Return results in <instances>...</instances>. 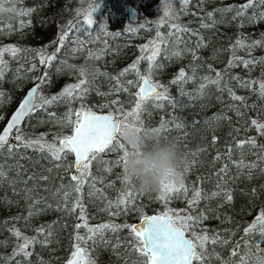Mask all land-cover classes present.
Here are the masks:
<instances>
[{
    "label": "trees",
    "instance_id": "obj_1",
    "mask_svg": "<svg viewBox=\"0 0 264 264\" xmlns=\"http://www.w3.org/2000/svg\"><path fill=\"white\" fill-rule=\"evenodd\" d=\"M95 1L3 0L0 4L3 8L0 12V50L15 47L21 51L15 57L9 52L3 55L6 67L0 79V93H3L0 116L3 119L7 116L18 100V93L28 83L39 81V102V98L58 96L66 86L79 82L78 73L63 70L66 62L94 64L96 75L87 79L83 85L86 92L82 96L69 98L70 102L57 101L51 106L37 108L20 128L25 137H43L49 143L56 140L58 145L57 137L70 135L75 127L76 112L93 109L113 113V105L119 104L127 112L135 106L134 91L140 78L135 71L125 72V69H130L139 60L140 76L148 75L146 57L151 55L155 43L160 52L155 58L151 78L167 88L170 100L149 99L142 106L140 117L147 129L159 128L166 122L167 128L161 130L160 135L174 137L182 147L195 150L184 181L188 191L171 193L165 199H161L160 194L137 191L134 185L123 183L122 162L115 163L117 154L106 149L91 162V175L85 180L82 193H72L65 203L62 196L67 188L58 196L54 194L62 184L68 185L70 176L76 172L73 168L66 171L63 166L57 168L55 165L72 164V153L61 161H53L47 153L33 148L21 146L12 154L6 149L0 150V169L4 172L0 179V264H63L69 245L76 242L75 236L82 229L87 232L83 226L85 222L78 219L80 208L69 211L76 195L82 196L89 227L127 225L116 231L106 230L104 241L107 243L99 238L95 243L92 240L85 242L88 256L95 264H143L147 258L133 249L131 225L145 214L165 211L205 217L185 229L196 245L197 254L202 256V259H193L194 264H239V256L232 255L236 244L239 243L238 251L244 253L245 242L254 244L261 240L258 232L245 237L244 228L264 209V160L259 159L264 153L260 147L264 145V135L251 125L252 120L264 122V96L260 95V83L264 82V47L257 46L250 52L246 48L235 51V55L244 60L255 58L256 62L248 67L239 62L233 67L228 64L233 55L232 45L238 38L245 37L246 43L264 38V21L257 19L247 23L244 17L232 19L234 12L222 14L216 11L246 4L248 0H205L202 3L200 0H187V3L174 0L167 16L155 5L145 9L138 2L141 8L138 24L129 23L124 16L123 3L130 0H102L99 4ZM21 9L33 11L21 17L17 15ZM261 11H264V5H254L245 16L251 17ZM209 12L214 13L213 19L218 23L214 27H202V21L212 23L207 19ZM89 17L91 23L87 22ZM21 20L25 23L23 28L19 26ZM177 26L189 30L179 33V43H176ZM62 33L66 37L61 45L57 41ZM200 37L203 42L197 47ZM33 50H43L45 56L55 53L56 57L44 65ZM176 51L181 53L179 57L173 54ZM157 64L160 67L157 68ZM33 65H36L35 69ZM181 69L192 79L171 84ZM218 72L224 73L220 87L204 80L205 77L215 79ZM44 73L48 74V79L40 83ZM128 81L136 83L130 85ZM244 81L250 82L248 87L242 86ZM202 83L206 84L203 94L199 92ZM125 88L127 91L123 90ZM228 88L236 96L243 97V102L233 100ZM112 101H119V104ZM157 103L162 107H157ZM69 113L70 118H66ZM3 119H0V126ZM176 124L182 126L177 128ZM15 134L16 131L10 140L12 144L17 143ZM253 137L256 147L246 143L242 148L238 147L241 141ZM240 161L257 167L237 168ZM225 166L226 174L220 171ZM93 177L95 187L100 191L90 196ZM218 183L221 188L230 190L231 202L226 201ZM27 189L32 190V199L26 198L29 195ZM193 189L201 191V198L190 208L188 201L193 199ZM129 190L132 196L126 207H108L109 201L115 202L121 193ZM214 192L220 194L211 197ZM35 200L44 202L36 204L38 211L29 216V208ZM76 223L82 224L79 230L74 228ZM41 227L44 228L43 235L37 231ZM12 229L22 231L24 237L36 238L37 242L28 250L30 255L25 256L17 250L19 243ZM198 234L216 236L218 240L213 243L209 239L201 249L194 238ZM45 237L48 243H43ZM115 245L118 248H113ZM260 247L264 249V244ZM258 258H264V251L252 249L247 257L248 264H257Z\"/></svg>",
    "mask_w": 264,
    "mask_h": 264
},
{
    "label": "snow or ice",
    "instance_id": "obj_2",
    "mask_svg": "<svg viewBox=\"0 0 264 264\" xmlns=\"http://www.w3.org/2000/svg\"><path fill=\"white\" fill-rule=\"evenodd\" d=\"M3 0H0V4H2ZM11 2V0H9ZM167 2V0H166ZM187 3V0H185ZM254 5H264V0H248L246 4L240 6H229L223 9H217V12L222 14L228 12H234V16L232 19H237L240 17H244V20L247 23H254L257 19L264 21V11H261L258 14H254L251 17L245 16V13L249 8H253ZM3 11V8L0 7V12ZM32 9H21L18 11L17 15L23 17L29 14ZM165 16L168 15V11L166 10L164 13ZM214 13L209 12L207 13V19L211 20V25L206 23H201L202 27H214L218 21L213 19ZM88 23H91L90 17L87 20ZM222 22V21H221ZM30 23V21H29ZM21 28L25 26L23 20L20 21ZM189 31L186 28H181L179 26L176 27L177 39L176 43L180 42L179 33ZM159 35V34H157ZM193 35H197V33L193 32ZM66 34L62 33L60 40L57 43L62 45L63 40L65 39ZM246 38L241 36L232 45L233 55L229 61L228 66L233 67L236 65L237 62L242 63L245 67H248L251 64H254L255 58L244 60L235 55V51L239 48H246L249 50L255 48L257 46L264 47V38L260 40H253L248 43L245 42ZM203 42V37H200L197 47H200ZM21 51V49H17L15 47L5 48L0 50V79L4 76V67H6V62L3 60L4 52H9L13 57L17 55V53ZM36 52V55L40 59L41 64H50L52 60L55 59L56 54L52 53L48 56H45L43 50H33ZM187 51V49H185ZM160 49L155 43L153 44V48L151 51V55L146 57L147 61L149 62L148 67V75L140 76V73L137 69V65L139 64V60H137L133 65L130 66V69H125V72L132 70L135 71L137 76H139L140 80H142V84L139 86V91L135 94L137 99L135 101V106L125 112L123 108H117L116 111L122 113V116H113L109 115H97L91 111H81L76 112V121H75V128H74V135L65 136L63 138L58 139L59 147H57L56 140L49 143L48 141L44 140L43 137L39 138H30L25 137L23 133L20 131L21 122L25 120L26 117L29 116L30 113L34 112L37 108H43L45 106H51L57 101L62 102H70L69 98L75 99L78 96H82L86 89L83 87L84 84L87 83V79L80 76L79 82L75 84H70L66 86L63 91L58 96H52L50 98L43 97L39 98V102L36 99L38 97L39 91V84L37 87H33V89L27 94V97L22 101L19 105L18 110L15 114L11 117L10 122L3 130L2 134H0V150L6 149L9 154H12L18 147L33 148L34 150L44 154L47 153V156L51 158L53 161H61L64 157L68 155V153H73L75 155L74 164H56L55 167H64L67 171L68 169L74 167L76 174H72L70 176V181L68 185H61V189H58L54 195H60L61 190L67 188L68 191H63L62 199L66 203L72 193L80 194L82 193L83 185L85 180L91 175L90 167L91 162L97 159V154L105 152L107 149L108 151L112 152H120L122 153L119 159L115 162L117 164L121 163L123 157L125 155L124 144L121 140V129L123 127H134L138 132L150 130L153 133L159 134L161 130H166L167 123L162 122L159 128H151L147 129L144 127V121L141 119L140 114L143 110L142 106L145 104L146 101L152 99L154 101H169L170 97L167 94V88L164 85L160 84H153L151 82V73L153 72V64L155 62V58L159 55ZM176 57H179L181 53L176 51L173 53ZM165 55L168 56L167 50H165ZM91 56V53H90ZM171 58V57H168ZM193 58L195 59V54H193ZM141 59H145V57H141ZM264 62V61H262ZM157 68L160 65H155ZM35 69L36 65L32 66ZM124 73H121L123 75ZM194 74V70H193ZM224 73H216V78L211 79L209 77H205L204 80L209 84H215L217 87H220V82L223 80ZM48 79V74L44 73L43 77L41 78L40 83H43ZM192 79L191 76H186L185 71L183 69L180 70L178 75L175 79L171 81V84L177 85L186 83L188 80ZM239 79V78H237ZM136 82L128 81V84L135 85ZM248 81L242 82V86L248 87ZM255 83V82H252ZM206 87L205 83L200 85L199 92L203 94V90ZM227 85H224L226 88ZM224 88H220L221 91ZM162 89V90H158ZM127 91V89H123ZM229 96L233 100H238L243 102L244 98L236 96L230 88H228ZM75 94V95H74ZM184 93H182L183 95ZM3 93H0L2 96ZM260 95L264 96V82L260 83ZM113 104H119V101H112ZM157 107H162L161 104L157 103ZM103 107V106H102ZM83 109V105H81ZM71 113L67 114L66 118H70ZM81 117H83V122H81ZM223 118V117H221ZM0 119H3L0 116ZM251 125L256 128V130L261 134L264 135V122H260L258 120H252ZM177 128H180L182 125L176 124ZM13 129L16 130V134L14 136V140L17 142L16 144L10 143V134L13 133ZM249 144L252 147H256V139L249 138L246 141H241L238 144V147H243L244 144ZM111 146V147H110ZM261 149H264V145L260 146ZM67 150V151H66ZM231 154V150L229 151V155ZM219 159V157H217ZM259 159L264 160V153L259 156ZM237 168L246 167V168H255L257 167L256 164H248L244 165L243 161H240L237 165ZM110 170V169H109ZM222 173H227V166L220 170ZM250 175V173H249ZM4 176V172L0 169V179ZM35 177H30V179H34ZM47 179V177H43ZM224 177H221L223 180ZM26 183V181H25ZM123 183L127 184V181L123 178ZM90 187L92 191L89 192V195H96L99 192V189L95 187V178L93 177ZM217 187L221 189V192L225 194V199L228 202H231L232 195L230 190H226L221 188V185L218 183ZM31 189H27L26 192L29 195L26 197L28 199H32L30 193ZM161 191L165 194L171 193H179L184 191L185 193L188 189L185 187L184 183L179 186L178 188L175 185H162ZM218 192H214L211 194V197L217 196ZM132 196L131 190L127 191L126 193H121L120 196L117 197L115 202L109 201L108 207H115L119 209L121 205H126L130 202V197ZM205 197V198H211ZM201 198V191L198 189H193V199L188 201L189 207L191 208L193 205L199 202ZM161 199H165V197H161ZM75 202L72 204L71 208L69 209L70 212H74L77 208H80V215L78 219L80 221H84L85 223L83 226L87 228V232L89 235L87 237L81 236L77 234L75 236L76 243L74 244L75 251H73L72 256L73 259L69 260L68 264H78V261L81 264H95V261L88 256L87 250L81 247L80 242H87V240H92L94 243L99 238L100 241L107 243L104 241V232L106 230L116 231L120 227H127V225H116V224H103L98 225L96 227H89L86 223L87 217L84 215V208L82 203V196L76 195L74 197ZM43 200H35L34 203L29 208V216L36 214L38 209H36V204L43 203ZM114 214H118L114 213ZM205 217L201 214L200 216L193 217L191 215H180L178 213H171V212H164L163 215L160 216H144L142 221V226L140 228L132 227L130 229L131 233L134 234V239L136 243L133 245V249L135 251H139L140 254L147 259L143 262V264H192L193 259H202L201 255H198L196 252V245L193 243V240L186 239L184 235V229L194 226L195 224L199 223L200 220L204 219ZM81 223H76L74 228L79 230L81 228ZM15 236L18 239L22 240L23 243L18 244V251L25 256L30 255V252L27 251L29 246L33 243H36L37 240L35 237L29 238L24 237L17 229H12ZM40 234H44V228L41 227L37 230ZM253 232H258L261 240L259 243L249 244L245 242V249L244 253H240L239 243L233 248L232 255L239 256V264H248L247 257L249 253H251L252 249H255L256 252L264 251L261 249L260 245L264 244V209L260 211L257 215L255 221L250 224L248 227L244 228L245 237L250 236ZM51 233H48L50 236ZM195 240L199 241V246L203 249V245L206 241L211 239L213 243H216L218 237L213 236L209 237L205 234H198L195 235ZM222 243H226L227 241H221ZM43 243H48L47 237H45ZM257 264H264V258H258Z\"/></svg>",
    "mask_w": 264,
    "mask_h": 264
},
{
    "label": "clouds",
    "instance_id": "obj_3",
    "mask_svg": "<svg viewBox=\"0 0 264 264\" xmlns=\"http://www.w3.org/2000/svg\"><path fill=\"white\" fill-rule=\"evenodd\" d=\"M64 71L76 72L85 79L96 75L91 63L66 62ZM125 155L121 168L127 184L145 194H162V185L181 186L191 167L194 149H186L174 137H166L150 130L138 132L134 127L121 129Z\"/></svg>",
    "mask_w": 264,
    "mask_h": 264
},
{
    "label": "water",
    "instance_id": "obj_4",
    "mask_svg": "<svg viewBox=\"0 0 264 264\" xmlns=\"http://www.w3.org/2000/svg\"><path fill=\"white\" fill-rule=\"evenodd\" d=\"M125 17H126V20L129 22V23H137L138 20H139V11H138V8L133 5L131 2H126L125 4ZM143 76V75H142ZM151 82L153 84H156L155 82H153L151 80ZM142 80H139L138 84H137V92L139 91V86L142 84ZM39 84V81L36 80V81H33V82H30L29 85H27V87H25V89L23 90L21 96L19 97V99L17 100V102L15 103V105L11 108V110L8 112L7 116L5 117L3 123L1 124L0 126V134H2L3 130L6 128V126L8 125V123L10 122L11 120V117L15 114V112L18 110L19 108V105L22 103V101L27 97V94L33 89V87H37V85ZM159 90V89H158ZM37 100V98H34ZM82 111H91V112H94L95 114L97 115H113V116H116L115 114L107 111V110H93V109H83ZM30 115V114H29ZM27 118V117H26ZM25 118V120H26ZM24 121L21 122V125H20V128L22 127V125L24 124ZM81 122H83V117H81ZM75 128V127H74ZM74 128L73 130L71 131V134L70 135H74L75 132H74ZM16 130L13 129V133L15 132ZM12 134H10V140L12 138ZM70 135H67V136H70ZM63 138V137H61ZM72 157H73V161H72V164H74V161H75V155L72 153ZM73 169L75 170V168L73 167ZM165 212H171V213H174L172 211H165ZM164 213V212H163ZM163 213H155V212H151L149 214H145L143 216H141L139 219H137L136 221H134L131 225V227H136V228H140L142 226V221H143V217L144 216H160V215H163ZM184 235H185V238L186 239H191V237L186 233L185 229H184ZM192 240V239H191ZM81 244V243H80ZM81 247L83 249H85L84 245L81 244ZM73 251H75V248L73 246L71 252L65 257V259L63 260V264H68L69 260L73 259V256H72V253ZM78 264H81V262L78 261ZM192 264H194V262L192 261Z\"/></svg>",
    "mask_w": 264,
    "mask_h": 264
},
{
    "label": "rangeland",
    "instance_id": "obj_5",
    "mask_svg": "<svg viewBox=\"0 0 264 264\" xmlns=\"http://www.w3.org/2000/svg\"><path fill=\"white\" fill-rule=\"evenodd\" d=\"M6 2L7 1H9V0H5ZM174 0H167V2H166V0H158V1H156V0H130L129 2H131L133 5H135L137 8H138V11L140 12L141 11V8L139 7V5H138V2L139 3H141V5L146 9V8H149V6H153V5H155V7L156 8H159L161 11H163V12H165L166 10L168 11V14L170 13V10H171V8H172V6H173V4H172V2H173ZM208 1H211V0H208ZM97 4H99L100 2H102V0H96L95 1ZM200 2L202 3V2H205V0H200ZM200 3V4H201ZM125 6V1H124V3H123V7ZM124 16H125V14H124ZM139 23V21L137 22V23H133V24H138ZM151 80L153 81V82H155L156 84H159L158 83V81L157 80H155V79H153V78H151ZM27 85H29V83L27 84ZM27 85L25 86V87H27ZM25 87L22 89V91L20 92V94L18 93V95H17V99H19V97L21 96V94H22V92H23V90L25 89ZM137 93V85H136V89H135V91H134V95ZM135 98L137 99V97H136V95H135ZM114 106V110L112 111L116 116H122V113H119V112H117L116 111V109L117 108H123V110L125 111V108L122 106V104L120 105H113ZM10 110H11V108H10ZM9 110V111H10ZM8 111V112H9ZM8 114V113H7ZM5 119V118H4ZM4 119H3V121H4ZM3 123V122H2ZM57 147H59V144L57 145ZM111 147V146H110ZM67 151V150H66ZM114 153H116L117 154V158L119 159V157H120V155L122 154V153H120V152H114ZM73 168V167H72ZM72 174H75V173H72ZM162 197H167L168 195H170V194H165V193H163L162 192V194H160ZM163 211H165V210H162L161 212H163ZM156 213H160V212H156ZM84 215L86 216V213H85V211H84ZM83 231H81L80 233H79V235H81V236H85V237H87L88 236V234H87V232H86V230L85 229H82ZM20 231V230H19ZM20 233H22V231H20ZM189 235V234H188ZM191 237V236H190ZM17 239V242L20 244V243H23V241L22 240H20V239H18V238H16ZM192 239V238H191ZM133 240H134V242L136 243V241H135V239L133 238ZM198 242V244H199V241H197ZM76 243V242H75ZM75 243H72L71 245H69V249H68V254L71 252V250H72V248H73V246H74V244ZM81 244H83L84 246H85V242H80ZM134 243V244H135ZM30 247H31V245L29 246V248L27 249V251L30 249ZM113 248H118V246L117 245H115V246H113ZM85 249H86V246H85ZM17 250H18V247H17ZM87 250V249H86ZM135 251V250H134ZM135 252H138L139 253V251H135ZM257 261H258V259L256 260V263H257Z\"/></svg>",
    "mask_w": 264,
    "mask_h": 264
}]
</instances>
